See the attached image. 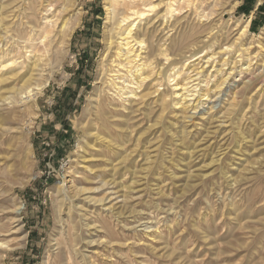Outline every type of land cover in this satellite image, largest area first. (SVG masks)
I'll return each mask as SVG.
<instances>
[{"label":"rangeland","instance_id":"obj_1","mask_svg":"<svg viewBox=\"0 0 264 264\" xmlns=\"http://www.w3.org/2000/svg\"><path fill=\"white\" fill-rule=\"evenodd\" d=\"M37 1L0 0V18L15 33L18 24L31 21ZM162 1L158 15L166 8ZM239 1L180 4L183 21L168 33V42L179 36L186 55L200 52L182 59L179 50L168 49L169 76L179 71L175 81L160 75L165 81L158 86L153 79L163 56L146 60L143 54L139 63H146L150 77L135 92L146 96L132 104L108 100L102 125L93 123L88 104L99 91L107 53L106 0H74L76 15L61 13L69 24L77 14L81 18L64 57L57 54L50 27L45 42L36 40V71L22 58L3 76L9 79L0 83V242L9 248L0 251V264H264V21L250 22L235 41L237 25L252 19L251 13L239 12ZM41 2L54 5L57 13L67 3ZM202 9L207 16L198 19ZM155 12L147 11L135 30L148 27L140 37L147 35L150 42L168 30L157 24ZM221 44L230 50L218 49ZM212 49L219 53L207 64ZM52 65L43 91L34 102L24 100L18 90L25 80ZM225 77L227 83L216 90ZM176 83L194 89L188 92L191 102L175 98ZM207 87L209 99L194 109L195 98ZM212 103L218 109L204 112ZM105 181L115 182L106 189ZM75 184L90 192L72 202L71 238L58 215L65 219L71 205H62L60 190ZM107 194L111 202L95 203ZM73 243L76 251L67 248Z\"/></svg>","mask_w":264,"mask_h":264},{"label":"bare ground","instance_id":"obj_2","mask_svg":"<svg viewBox=\"0 0 264 264\" xmlns=\"http://www.w3.org/2000/svg\"><path fill=\"white\" fill-rule=\"evenodd\" d=\"M41 1L42 0L37 1V5L34 7V10H33V18L31 19V21H27L25 24H18V26H17L18 29L15 30V33H12L11 32V26H7V24H4V22H3L4 20L0 18V34H1L0 35V83H3L9 79V77H3V76L12 73L14 71V69L12 68L14 65H16V64L21 65L22 63H20V62H22V60H20V59H22V58H28L29 60H31L32 70L36 71V68L38 67L37 61L39 59V54L35 51L36 40L40 39V41H39L40 43L45 42L49 33H50V30H49L50 27L53 28L52 41H53L54 45L56 46L57 50H59L57 52V54H59L60 58H61V56L64 57V55H66V53L68 52V50H66L68 40H69L70 36L72 35V33L74 32L75 28L77 27L78 23L80 22L79 21L80 15L77 14V16L75 17L77 19H75V21L72 22V24L71 23L69 24L67 22V17H65V15L62 16L61 13L67 12V13L71 14V16L74 17L76 15L74 13L76 8L73 7L74 6V0H65V1H67V3L62 4V6H60V11L58 10L60 12V13L58 12L59 14L57 13V8H54V5H52L51 3H48V5H46V4H44V2H41ZM127 1L131 2V3L141 2V4L143 5L142 6L143 9L142 8H138V9L137 8H126L125 4ZM153 1L152 0H106L107 10H108V21H109V28L107 30V35H108L107 36V42H108L107 53L104 56L103 63H102V68H101L102 72H101V77H100V82H99V85H100L99 91H97V93H96L97 95L95 98H90V101L88 104V106H90L89 109L93 111V118H94L93 123L95 125H98L99 123L102 125V119H103L101 116L102 109H103V105L108 100L112 101L116 97H118V99H123V100L129 101L132 104V102L135 101V97L140 96V94H138L135 91L138 88H140L142 86V83L150 77L149 75H147V71L145 70L146 69L145 67H147V66H145L146 63L145 62L139 63L143 58V54H145L144 58H147L146 60L151 59V56L154 54H155L154 56H158V55L163 56V60L161 59V61H160V65H161V70L159 69L160 73L158 74V71H156L155 72L156 77L153 79L154 81L156 80L157 86H158L164 80V79L160 80V75L163 76V78H165V80H167V81H170V77H173L172 81H175L176 80L175 78H177L176 74L179 71L178 69L174 70V72L172 73V76H169L168 69H167L168 66L166 67V63H170L169 61H170L171 55L168 53V49L171 50L173 48L174 52H176V50H179L180 53H183L182 57H181L182 59H185V58L187 59L188 57L190 58L192 56L197 55V53L200 52L198 50L194 51V52L192 51L193 53L191 52V55H189V56L186 55L187 53L185 51H183L186 48V46L184 44L181 45V39L179 38V36L177 38L172 39L170 42H168L169 41L168 33L174 29L175 24H181V22L183 21V20L182 21L180 20L181 16H179V14L181 13V8H182L180 6V4L188 3L190 5L191 0H166V3H165L166 8L159 15L157 14L158 12H155V11H156L157 7H159L163 1L160 0L158 4L154 3ZM147 11L155 12L156 13L155 15H157L156 19H155L157 24L158 23L160 25L164 24V25H166V28L168 29L166 32H164V34L160 38H158L159 39L158 42H155L154 40L152 42H150L151 39L147 35H142V38L140 37V35L142 33V32L140 33V31L142 30L144 32L143 34H147V31H149L148 27L144 28V30H143V28H141V30L135 31L137 28L136 27L137 24L141 23L143 25V23H142L143 18L148 17L146 15ZM215 11H214V13H215ZM72 12H73V14H72ZM210 12H211V10H210ZM197 15L199 16L198 19H201L203 17L205 18L207 16V14L205 13V11L203 9L200 10L197 13ZM0 17H1V12H0ZM210 20H212V17ZM204 21H205V19H204ZM58 24H59V26L57 28ZM13 26H15V25H13ZM237 27H238L237 34L239 36L236 38L235 41L240 40V38H242L246 34V31L249 29V22L245 23L241 26L237 25ZM210 29H212V28H210ZM212 31H213V29H212ZM212 31H210V32H212ZM262 33L264 36V31ZM179 34H181V32ZM179 34H177V35H179ZM215 35H216V33H215ZM180 37H182V36H180ZM207 38L210 39L211 36L209 35ZM10 40H11V42H10ZM201 42H203V41H201ZM252 43L253 42L251 41L250 44H252ZM233 45H234V43H233ZM200 47L203 48V46H200ZM223 47L224 46L221 44L218 47V49L220 48L222 51L227 52L228 50H230L229 48H231V46L229 44L225 48H223ZM249 48L244 49V51H249ZM218 53H219V51L216 52L215 49H212L210 52L209 58L206 60V63L207 64L210 63L211 60H213V57ZM173 54L176 55L175 53H173ZM250 56H251V54H250ZM198 58L199 57H197V59ZM252 58H249V66L247 67L248 71L250 70V65H251L250 63H251V61H253ZM227 60L228 59H226L224 61V63L222 64L223 66L227 64ZM239 61H234V64H237V62H239ZM158 64H159V61H158ZM201 66H202V64H201ZM52 67H53V65H52ZM52 67H50L49 69H43L42 68V70L39 72V75L37 74V76H36L37 78H34V75H30V77L34 78L37 81L36 83H34V85L32 84V82H33L32 78L29 77L30 79L28 78L25 80V82H24L25 84H23L21 89L18 90L19 93L22 95V98L24 100H26L28 102H34L36 97L43 91V89L46 87V85L50 82L52 75H53V71H54V67L53 68ZM263 68H264V65H263ZM203 69H204V66H203ZM232 69L235 70V68H232ZM15 70H18V68H16ZM220 70L221 69H218V71H220ZM46 71H48V72L45 73ZM240 71H242V70H240ZM15 72H17V71H15ZM196 75H199V73L197 72ZM199 79H201V78H199ZM226 81H227V78L225 77L223 80H221V82L216 86L215 89L218 90L221 87V85L225 84ZM207 83L210 84L209 79L207 80ZM243 84L245 85V87L249 86L247 81H245ZM251 85H253V84H251ZM197 87L198 86L194 87L195 90L200 91V88H197ZM186 89H187L186 87H182V86L180 87L179 83H176L172 93L174 95H176L175 98L178 97L179 100L184 101L188 96H190L189 95L190 93H188V92H191L192 90H194V89H189L186 91ZM179 90H182L183 92L180 94H176V92H178ZM201 90H202V88H201ZM215 92H213V93H215ZM210 95H211V89L208 87L204 90V92L199 93L198 97L195 98L196 103L194 104V109L197 110L201 106L205 105L206 102L204 103V97H205V99H209ZM145 96H146V94L142 95L140 97H145ZM219 97H220V95H219ZM218 99H220V98H218ZM213 100L214 99H212V101ZM164 101H166V99H164ZM191 101H192V99H190V98L186 99V102H191ZM215 108H217L216 104L212 103V105L207 110L204 111V109L203 108L202 109L204 112L207 113L208 111H214ZM213 115H215V113ZM209 119H211V118H209ZM97 127L95 126V128H97ZM95 135L97 136L96 139H99L98 138L99 133L97 132V133H95ZM113 168H115V166H113ZM114 182L115 181H110V182L105 181L104 183H102V186L106 187V189H107V188H109L108 186L112 185ZM65 186H67V185H65ZM67 188H69V189L66 190V188L63 187L60 190L63 192V195H64L62 205L63 204H64V206L68 205V203H67L68 201L71 202V205L69 207V210L67 212V216L65 219H63L60 214L58 216H59L60 222H62V224H63V228H62L63 231H65V228H66L65 223L67 222V229L66 230L69 233L70 237L73 238L75 236V232H74L75 226H74L73 220H72V213H73V207H74V206H72V202H74V199L77 198V196H80L82 194H86V192L87 191L90 192V190H89V188L78 187L76 184H75V186L74 185L71 186V188H72L71 190H70V187H67ZM109 196L110 195L107 194L105 197H101V198L98 197V199H96L95 203L101 202V204H103L108 198L110 199V202H111L112 199ZM102 207H103V205H102ZM20 209H21V207L17 208V210H20ZM59 213H61V212L59 211ZM95 231H96V228H95ZM86 241H88V240H86ZM94 241H96V240H94ZM94 244H96V243H94ZM74 247H75L74 243H73V245H71V247L67 246V248H69L71 251H76V249H74ZM7 248H9V245L7 244V242H0V251L1 252L5 251ZM78 248H80V247H78ZM61 250H62V248H61ZM59 251H60V247H59ZM51 255H52V253H49V258Z\"/></svg>","mask_w":264,"mask_h":264},{"label":"crops","instance_id":"obj_3","mask_svg":"<svg viewBox=\"0 0 264 264\" xmlns=\"http://www.w3.org/2000/svg\"><path fill=\"white\" fill-rule=\"evenodd\" d=\"M237 9L239 10V12L252 14L251 21L250 20L248 21L249 27H250V22H253V25L257 26L260 25L262 21H264L263 16L260 15L258 17L257 15V13L264 15V0H240L239 4L237 5Z\"/></svg>","mask_w":264,"mask_h":264}]
</instances>
